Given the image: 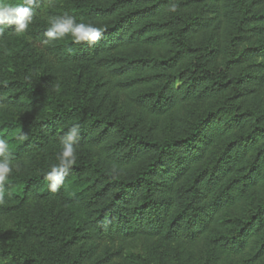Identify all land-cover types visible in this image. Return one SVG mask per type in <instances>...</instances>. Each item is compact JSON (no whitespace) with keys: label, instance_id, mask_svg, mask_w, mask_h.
Instances as JSON below:
<instances>
[{"label":"trees","instance_id":"trees-1","mask_svg":"<svg viewBox=\"0 0 264 264\" xmlns=\"http://www.w3.org/2000/svg\"><path fill=\"white\" fill-rule=\"evenodd\" d=\"M64 13L102 27V38L49 41L63 73L48 70L42 83L0 78V138L13 163L0 218L25 211L42 227L41 245L25 233V243L1 247L0 260L157 264L158 239L175 247L176 264H197L192 248L202 240L214 264L245 251L254 264L264 255V0H39L28 30L5 27L0 43H44L50 18ZM86 78L95 80L90 92ZM62 82L71 91L61 93ZM111 87L127 92L124 111ZM186 102L205 106L159 138L162 117ZM73 125L76 161L53 192L44 177ZM139 238L145 257L127 250Z\"/></svg>","mask_w":264,"mask_h":264},{"label":"rangeland","instance_id":"rangeland-1","mask_svg":"<svg viewBox=\"0 0 264 264\" xmlns=\"http://www.w3.org/2000/svg\"><path fill=\"white\" fill-rule=\"evenodd\" d=\"M221 30L218 31V39L221 40ZM22 36L15 43L6 44L0 43V78H13L26 75H33L35 79L42 83L45 80V74L48 70H54L59 73H63L60 67L62 64L53 56H51L47 51V45L50 44L49 41L44 43H39L34 39L21 40ZM222 44V43H220ZM258 44L257 40H251L248 46H256ZM222 57H218V61H221ZM253 61H262L261 57H256ZM51 65V66H50ZM47 66V67H46ZM50 66V67H48ZM29 69V70H28ZM31 70V71H30ZM87 85V89L90 92L94 85L95 80H89L86 78L85 81L81 83V86ZM73 88V82H62L60 84V92L67 93ZM107 88H102L101 91L104 92ZM111 97L110 101L112 105L117 109L125 110L127 105L125 101L128 99L127 92L118 91L114 87H111ZM204 104L200 102L192 103L186 102L184 104L176 105L172 110H170L166 116L162 117L161 123L159 125L158 137L164 139L170 135V128L172 125L179 123L182 119L192 118L194 115L203 111ZM119 107V108H118ZM120 110V109H119ZM227 214L225 213V216ZM229 216H233V212H229ZM54 220V211L51 209L47 210L43 216V226L52 225ZM42 227L40 224L32 221L25 211H18L10 214L7 217L0 218V249L3 246H11L12 248L18 247L20 243H25L26 239L30 237L28 245L34 247L41 245L37 234L41 231ZM27 233L29 237L24 236ZM19 234V235H18ZM252 241V240H251ZM158 239L153 240V246L160 244L158 247L161 259L157 264H176L175 257V247L167 246L162 249V244L157 243ZM112 246V249L119 247L120 243L103 242V246ZM127 250L135 255L145 257L148 253V243L144 239H136L130 241L127 245ZM197 264H214L212 260H208L206 257L211 253V247L207 240H202L195 247L192 248ZM249 251H245L242 255L236 256V263L234 264H250L245 262L244 259ZM244 256V257H243ZM0 264H8L7 260H0ZM254 264H264V255L261 256Z\"/></svg>","mask_w":264,"mask_h":264},{"label":"clouds","instance_id":"clouds-1","mask_svg":"<svg viewBox=\"0 0 264 264\" xmlns=\"http://www.w3.org/2000/svg\"><path fill=\"white\" fill-rule=\"evenodd\" d=\"M39 0H23V3L8 4L0 0V35L5 27L15 26L13 31L17 34L25 33L35 15ZM176 5L172 4L169 11H175ZM104 29L92 23L77 22L74 15L64 13L49 20V27L44 35L48 41H55L71 36L76 44L87 42L95 45L103 36ZM47 42V41H46ZM79 126L73 125L61 137L62 149L58 156V164L51 167L44 179L48 187L55 192L63 184L64 179L76 161L74 145L79 138ZM23 138V137H21ZM13 171V163L8 157V143L0 138V203L4 200V185ZM10 194V193H9Z\"/></svg>","mask_w":264,"mask_h":264}]
</instances>
